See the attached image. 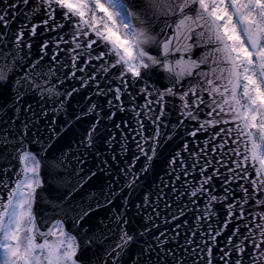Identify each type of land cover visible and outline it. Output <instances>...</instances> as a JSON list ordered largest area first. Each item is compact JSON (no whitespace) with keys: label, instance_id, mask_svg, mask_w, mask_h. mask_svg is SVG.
Here are the masks:
<instances>
[{"label":"snow or ice","instance_id":"1","mask_svg":"<svg viewBox=\"0 0 264 264\" xmlns=\"http://www.w3.org/2000/svg\"><path fill=\"white\" fill-rule=\"evenodd\" d=\"M0 264H264V0H0Z\"/></svg>","mask_w":264,"mask_h":264},{"label":"water","instance_id":"2","mask_svg":"<svg viewBox=\"0 0 264 264\" xmlns=\"http://www.w3.org/2000/svg\"><path fill=\"white\" fill-rule=\"evenodd\" d=\"M129 118V114H126V113H120V112H117L116 116H115V119L116 120H121V119H128ZM58 120L59 119H62V117H58L57 118ZM191 139V138H189ZM180 145V139L179 138H176L175 140L173 141H165L163 142L157 149V153H158V156L154 162V168H155V171L156 172H159L162 174V169L164 167V160L174 152V150L179 147ZM191 147V145H190ZM132 148L134 150V145H132ZM141 160H143V157H141ZM137 167H139V164L137 165ZM151 178H152V174L150 173L149 174V179L148 181H144V185L145 187H148L151 183ZM92 183H96V180L95 178L93 179V181L90 182V184ZM87 187L85 188V191L87 190ZM35 209L37 211V214L39 215V213L42 211L43 209V203L42 202H38L35 206Z\"/></svg>","mask_w":264,"mask_h":264}]
</instances>
